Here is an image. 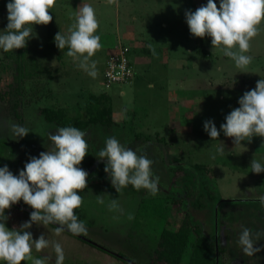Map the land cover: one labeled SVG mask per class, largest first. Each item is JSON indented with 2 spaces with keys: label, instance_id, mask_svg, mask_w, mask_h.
Segmentation results:
<instances>
[{
  "label": "rangeland",
  "instance_id": "rangeland-1",
  "mask_svg": "<svg viewBox=\"0 0 264 264\" xmlns=\"http://www.w3.org/2000/svg\"><path fill=\"white\" fill-rule=\"evenodd\" d=\"M216 2L219 7V0ZM206 3L207 0H117L114 4L108 0H57L51 9L52 21L34 25L36 38L28 42L21 63L24 78L20 98L10 87L15 83L16 50H0V167L7 165L16 175L31 157L48 150L47 132L58 128L44 120L41 109L62 108L73 116L90 95L105 93L111 98L112 126L108 129L93 125L85 130L89 149L80 164L88 172L87 187L81 192L83 203L75 211L86 222L87 232L77 236L90 244L66 232L57 235L53 225L45 228L33 224L29 229L33 239L44 234L50 241L59 242L65 252L64 264H130L118 255L135 264H150L157 239L148 232L151 227H142L139 207L143 198L162 195L179 200L173 208L174 226L170 228H177L189 215L207 240L217 237L223 249L222 264H264V249L248 257L237 243L242 225L253 232L264 231V205L259 200L264 196V173L255 174L250 168L253 159L264 162V138L254 136L250 142L236 146L233 138L223 132L216 141L211 140L203 128L205 121L213 120L219 130L225 116L239 107L238 100L244 92L264 79V23L251 41L248 54L253 63L243 73L230 58L212 48L210 37L191 35L185 12ZM6 4L7 0H0V30L8 23ZM83 4L95 9L103 45L93 57L98 68L95 78L66 55L67 48L60 50L54 42L59 31L69 33ZM131 43L136 47L130 54L134 79L128 85L105 87L107 57L118 46L132 48ZM17 115L22 117L21 123ZM8 123L21 124L31 132L23 139H13ZM112 136L150 156L154 175L159 177L157 194L131 185L115 190L104 171L106 161L98 159V152ZM199 164L211 166L213 176L195 172L193 166ZM184 172L196 177L191 185L196 192L192 199L184 193ZM208 193L221 202L215 205ZM101 195L103 204L97 202ZM111 199H118L119 210L109 208ZM17 204L33 211L22 200ZM5 214L10 230L30 218L29 212L15 206ZM194 242L195 235L191 234L182 264L188 263ZM256 246H264V237ZM33 256L50 257L49 264H55L51 246L39 252L33 249Z\"/></svg>",
  "mask_w": 264,
  "mask_h": 264
},
{
  "label": "clouds",
  "instance_id": "clouds-1",
  "mask_svg": "<svg viewBox=\"0 0 264 264\" xmlns=\"http://www.w3.org/2000/svg\"><path fill=\"white\" fill-rule=\"evenodd\" d=\"M109 4L117 0H108ZM57 0H7V26L0 30V50L12 52L25 48L36 38L34 25H47L52 21L51 9ZM185 20L192 36L211 38L212 48L230 58L237 69L249 71L253 57L249 55L251 41L261 31L264 23V0H207L195 11L187 10ZM99 21L91 4L79 7L74 25L67 35L60 31L54 42L58 49H68L66 55L89 76L98 75L97 62L93 59L102 48L98 34ZM152 54L156 49L149 46ZM239 107L225 116V122L218 130L213 120L203 124L204 131L216 141L221 132L233 138L236 146L250 142L254 136L264 138V79H259L255 88L244 92L238 100ZM13 139H23L31 131L17 123H8ZM87 132L75 126L58 127L55 132H47L50 141L48 150L38 157H31L19 174H14L7 165L0 167V264H49L50 257H34L33 249L42 251L51 246L55 252V264H64L66 259L63 246L52 242L41 234L33 239L29 229L33 224L58 225L57 235L65 231L72 234H86V222L79 219L76 209L80 208L84 197L81 192L87 187L88 172L80 167L88 154ZM223 145V144H222ZM220 154L224 148L219 150ZM98 159L106 161L104 171L117 192L131 185L135 189H145L151 195L159 192V177L154 175L153 160L143 152L123 145L115 136L106 139L105 147L98 152ZM251 172L264 173V162L253 159ZM33 211L28 221L19 228L6 226L8 216L5 211L20 201ZM264 205V196L259 197ZM103 204V195L97 196ZM109 208L119 210L118 199H111ZM133 219L131 215L128 217ZM264 237V231L253 232L241 226L238 245L248 257H254L264 249L257 247Z\"/></svg>",
  "mask_w": 264,
  "mask_h": 264
},
{
  "label": "trees",
  "instance_id": "trees-1",
  "mask_svg": "<svg viewBox=\"0 0 264 264\" xmlns=\"http://www.w3.org/2000/svg\"><path fill=\"white\" fill-rule=\"evenodd\" d=\"M26 49L27 46L22 49H16L17 67L16 75L14 76L15 83L10 87L16 92L18 98L21 97L24 78L21 63ZM40 113L47 123L55 124L58 127L75 126L81 130H86L93 125H102L109 129L113 123L111 98L105 93L90 95L85 105L78 109L77 113L73 116L66 109L62 108H44L41 109ZM17 119L21 123L22 117L20 115H17ZM178 170L182 171L183 168L178 167ZM193 170L204 176L212 177L214 174L213 168L204 164L194 165ZM181 179L184 183L186 197L192 199L196 194L191 186L196 181L195 174L184 172ZM206 190L209 192V189ZM208 198L214 201L215 205L221 202L220 199L211 193H208ZM178 201L177 197L168 195L143 198L141 201L139 217L142 227H151L150 230L148 229V232L157 239V246L150 264H182L191 234L195 235V242L191 245L192 249L187 264H216V258H218V264H222L220 260V256L223 254L221 245L218 243L217 253L215 238L212 241L207 240L202 235L200 228L193 224L189 215L182 218L177 228H170L174 226L172 225L173 219L171 220V218L174 217L172 215L173 208L178 206Z\"/></svg>",
  "mask_w": 264,
  "mask_h": 264
},
{
  "label": "built area",
  "instance_id": "built-area-1",
  "mask_svg": "<svg viewBox=\"0 0 264 264\" xmlns=\"http://www.w3.org/2000/svg\"><path fill=\"white\" fill-rule=\"evenodd\" d=\"M131 51L129 46L121 45L109 54L103 72L105 87L128 85L132 82L135 73L130 59Z\"/></svg>",
  "mask_w": 264,
  "mask_h": 264
},
{
  "label": "water",
  "instance_id": "water-1",
  "mask_svg": "<svg viewBox=\"0 0 264 264\" xmlns=\"http://www.w3.org/2000/svg\"><path fill=\"white\" fill-rule=\"evenodd\" d=\"M13 206H15V207H17V208H20V209H22L23 211H26V212L31 213L28 209H26V208H24V207H22V206H20V205H18V204H15V205H13ZM53 226H54V227H58V225H53ZM65 232L68 233V234H70V235H72V236H74V237H76V238H78V239H80V240L85 241L86 243H90V241H88V240H86V239H84V238H82V237H79V236H77V235H75V234H72V233L69 232V231H65ZM215 244H216V245H215V246H216V252L218 253V240H217V237L215 238ZM118 257L121 258V259H123L124 261L130 263V264H135V263L130 262L128 259H125V258L122 257V256H119V255H118ZM216 264H218V258H216Z\"/></svg>",
  "mask_w": 264,
  "mask_h": 264
},
{
  "label": "crops",
  "instance_id": "crops-1",
  "mask_svg": "<svg viewBox=\"0 0 264 264\" xmlns=\"http://www.w3.org/2000/svg\"><path fill=\"white\" fill-rule=\"evenodd\" d=\"M132 45H133V43H131V47H132V51H133V50H134L133 48L136 49V47H133ZM132 51H131V52H132ZM133 60H134V57H133ZM132 62H134V61H132Z\"/></svg>",
  "mask_w": 264,
  "mask_h": 264
}]
</instances>
